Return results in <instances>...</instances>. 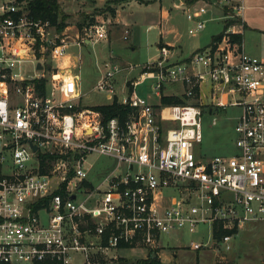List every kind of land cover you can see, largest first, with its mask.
<instances>
[{
  "label": "built area",
  "instance_id": "built-area-1",
  "mask_svg": "<svg viewBox=\"0 0 264 264\" xmlns=\"http://www.w3.org/2000/svg\"><path fill=\"white\" fill-rule=\"evenodd\" d=\"M27 2L0 0V262L113 264L121 257L113 251L134 248L160 257L164 235L202 223L210 239L189 246L229 251L238 231L264 223V55L245 46L247 0L175 2L190 34L216 18L225 31L181 61L174 44L160 43L123 100L114 79L135 66L105 61L96 88L131 108L106 121L101 105H83L82 57L69 48L108 39L112 20L97 18L70 41ZM64 70L74 75L71 93ZM147 79L160 99L180 84L172 94L186 102L151 103L137 91ZM231 106L239 108L233 154L198 155L204 112ZM96 155L117 158L99 182L90 176ZM215 223L230 232L216 237Z\"/></svg>",
  "mask_w": 264,
  "mask_h": 264
},
{
  "label": "rangeland",
  "instance_id": "rangeland-1",
  "mask_svg": "<svg viewBox=\"0 0 264 264\" xmlns=\"http://www.w3.org/2000/svg\"><path fill=\"white\" fill-rule=\"evenodd\" d=\"M61 2L62 9L64 8ZM71 9L77 11L82 0H67ZM178 0H154L140 3L138 0H121L120 8L123 11L135 12L138 25L132 27L128 39L123 38L111 45L103 39L92 44L90 47L73 45L69 48L71 52L81 53L82 61L76 69L82 77L81 89L83 92L82 103L84 106H96L110 103L112 99L107 97L105 91L97 89L96 85L104 72L105 61L114 57L113 60L122 66L132 64L135 69H126L117 74L114 83L117 89V98L123 100L131 90L127 80L138 77L142 66L148 61L157 59L160 56L158 43L163 41L167 44H175L177 57L172 58L183 60L190 56L198 48H203L213 42L214 36L223 33L226 29L225 20L216 18L210 20L205 29L192 35L189 28L193 25L187 18L185 10L177 8L175 2ZM92 3V1L90 2ZM246 30L243 34L246 49L256 54L264 55V0H247ZM93 4V3H92ZM124 4V5H123ZM123 5V7H122ZM107 6L86 11L81 9L76 13H66L67 25L61 32L70 41L81 40V34L86 25L96 21V15L105 13ZM168 10L169 15L165 17L162 26L148 28L146 21L149 15L160 14V10ZM155 14H151V13ZM211 16V15H209ZM158 22L161 18H155ZM112 30L118 35H124V29L111 24ZM131 28V29H132ZM175 48V47H173ZM1 56V50H0ZM28 63L27 67H32ZM49 76L51 72L47 71ZM64 73V74H63ZM67 88L71 93L75 89L74 75L69 70L62 72ZM153 79L145 80L137 91L139 94L149 98L151 103H159L160 97L153 90ZM207 89V87H205ZM183 87L178 85L167 86L165 93H182ZM185 100V99H184ZM186 102V101H185ZM239 108L229 107L218 108L213 111L204 112L203 131L204 141L196 147L198 155L205 154L213 156L218 154L230 155L236 149L235 146V124ZM94 169L90 176L96 177L99 182L110 171L115 169L117 158L107 155H96L93 157ZM212 226L210 223H202L196 233L188 230H172L164 235L161 240L160 259L163 264H264V223L262 221L250 222L243 229L234 235L233 247L229 251L218 250L209 247L202 250H195L189 245L191 240L210 239ZM185 245V246H184ZM131 260L136 258H147L149 251L145 248L121 249L113 251ZM29 264V263H21Z\"/></svg>",
  "mask_w": 264,
  "mask_h": 264
},
{
  "label": "trees",
  "instance_id": "trees-1",
  "mask_svg": "<svg viewBox=\"0 0 264 264\" xmlns=\"http://www.w3.org/2000/svg\"><path fill=\"white\" fill-rule=\"evenodd\" d=\"M27 6L30 12L36 17L48 18L51 20L52 24L56 27L59 32H62L66 25L68 14L62 9V6L58 0H27ZM113 13L116 12L115 8H111ZM222 33L214 36V40L219 39ZM242 37H240L241 39ZM43 83L39 85L41 91L45 90V79ZM162 103L164 104H181L185 103V100L176 94H163ZM99 109L104 113V120L113 117L121 116L126 119L131 112V108L128 105L121 104L117 101L99 106ZM215 235L216 237H221L223 234L230 232L228 229H224L220 223H215ZM0 264H10L7 262H0ZM113 264H163L159 256H154L150 254L147 258H136L129 259L127 257L121 256L119 258V263Z\"/></svg>",
  "mask_w": 264,
  "mask_h": 264
},
{
  "label": "crops",
  "instance_id": "crops-1",
  "mask_svg": "<svg viewBox=\"0 0 264 264\" xmlns=\"http://www.w3.org/2000/svg\"><path fill=\"white\" fill-rule=\"evenodd\" d=\"M60 1H63V3H64V4H62L63 7H64L63 10L66 11L67 13H69V14L70 13L71 14L72 13H76V12L80 11L81 9L86 10V11L87 10L90 11L91 9H94V8L107 6L108 8H107V10H105V13L97 14L96 15V19L97 18H110L112 20V24L124 29V33H125L126 28H129L130 31L132 32V30H133L132 27H134V26L139 24L138 23L139 21L137 20V17H136L137 14L135 12L123 11V9L120 8L121 0H82V2L80 3V8L77 11H74V10L71 9V6H70V4L68 3L67 0H60ZM91 1H92L93 4L90 3ZM138 1L143 4V3L147 2V1L151 2V1H154V0H138ZM123 5H122V7H123ZM111 8H115L116 12L113 13ZM159 13L160 14H157V15H149L148 14V18H147L146 21L150 24L149 27H148L149 29L152 28V27H155V25H158V24H159V26L160 25L162 26L165 17L169 15L168 10H163L162 9V10H160ZM151 14H155V13L153 12ZM155 18H161V19L157 22ZM123 38H124V35H118L116 33V30H112V28H111L109 38L107 40H105V41L108 42L111 45L112 43L121 41ZM160 43H164V42L161 41ZM160 43H158V46H159ZM92 44H94V43L87 42V45H84L82 48H85V47L87 48V46L90 47ZM176 47L177 46L175 45V48H174L175 55H174V57H177ZM253 53H255V52H253ZM79 54H81V53H79ZM185 58H187V57H185ZM176 61H180V60L176 59Z\"/></svg>",
  "mask_w": 264,
  "mask_h": 264
},
{
  "label": "water",
  "instance_id": "water-1",
  "mask_svg": "<svg viewBox=\"0 0 264 264\" xmlns=\"http://www.w3.org/2000/svg\"><path fill=\"white\" fill-rule=\"evenodd\" d=\"M40 66H41V64H39ZM24 85H25V82H24ZM34 146V149H36L37 148V146L36 145H33ZM154 256H156V253H154L153 254Z\"/></svg>",
  "mask_w": 264,
  "mask_h": 264
},
{
  "label": "bare ground",
  "instance_id": "bare-ground-1",
  "mask_svg": "<svg viewBox=\"0 0 264 264\" xmlns=\"http://www.w3.org/2000/svg\"><path fill=\"white\" fill-rule=\"evenodd\" d=\"M63 74H64V73H63ZM64 86H65V90H66V88H67V83H66V81H65V85H64Z\"/></svg>",
  "mask_w": 264,
  "mask_h": 264
}]
</instances>
